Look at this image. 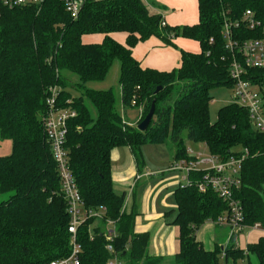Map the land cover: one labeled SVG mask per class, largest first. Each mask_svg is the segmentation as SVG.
<instances>
[{"label": "trees", "instance_id": "16d2710c", "mask_svg": "<svg viewBox=\"0 0 264 264\" xmlns=\"http://www.w3.org/2000/svg\"><path fill=\"white\" fill-rule=\"evenodd\" d=\"M247 10L259 23L254 28L248 24ZM163 21L161 14L150 13L144 0H84L77 18L67 10L65 0L14 7L0 2V138L13 144L10 154L0 156V198L11 193L0 199V264H44L71 250L67 198L40 117L55 85L59 106L77 111L68 120L65 147L84 204L106 210L93 238L94 218L78 230L81 264H107L111 256L106 248L107 219L115 222L113 245L126 264L160 261L149 255V233L135 231L138 209L126 211V195L114 188L112 151L121 146L130 147L140 168L148 143L170 141L175 161L195 159L186 138L205 143L222 160L249 151L235 193L243 203L245 222H259L264 228V132L253 126L247 108L236 101L220 108L216 122L210 119V89L233 86L232 63L236 58L243 62L237 46L233 51L227 48L226 25L240 46L264 38V0H199L198 23L167 26ZM118 31L128 33L125 44L111 35ZM90 33L105 37L101 43H84L83 35ZM152 36L168 44H174L172 38L177 36L192 38L199 41L201 51L182 50L180 66L171 71L146 68L132 49ZM117 60L120 102L112 88L87 85L105 80ZM244 68V78L264 98V67L244 64ZM133 98L142 105L137 108L138 124L155 105L145 131L124 120L123 109L132 106ZM204 174V170L191 172L192 183L175 190L178 209L173 223L180 227L176 264H223L222 260L237 261L249 253L264 264V236L246 249L238 245V235L224 249L206 250L197 240L195 233L202 223L217 220L228 210L213 188L199 189Z\"/></svg>", "mask_w": 264, "mask_h": 264}, {"label": "crops", "instance_id": "0c3cea01", "mask_svg": "<svg viewBox=\"0 0 264 264\" xmlns=\"http://www.w3.org/2000/svg\"><path fill=\"white\" fill-rule=\"evenodd\" d=\"M144 1L150 13L161 14L167 26L193 25L199 22V0ZM111 35L118 42L125 44L128 33L118 31ZM104 37V33L85 34L83 42L101 43ZM172 41L174 44H168L163 39L152 36L133 47V56L143 67L171 71L180 66L182 50L195 53L201 51L199 41L192 38L177 36L172 38ZM126 112L127 110L123 114L124 120L131 125H137L141 113L139 112L135 121H130ZM188 150L190 152L189 147ZM190 154L195 155L191 152ZM171 160L170 163L175 162L174 152L171 153L170 160H163L159 164L145 159V165L140 168L129 146L116 147L112 151L114 188L116 190L120 187L126 195L124 204L126 211L130 212L135 207L138 209L135 231L149 233L148 252L151 257L160 258L158 264H176L175 256L180 251V227L173 221L177 217L178 209L175 190L180 183L185 182L183 178L185 171L172 170L171 166L168 168V162ZM175 172H178L180 177ZM157 176H161L160 179ZM217 220H207L196 230V238L202 242L206 250H213L216 246L224 249L231 240V227ZM248 229L250 230L248 238L241 233L237 237V243L242 249H246L248 244L257 242L261 236H264V229ZM226 263L258 264V260L254 254L249 253L244 258L237 261L230 259Z\"/></svg>", "mask_w": 264, "mask_h": 264}, {"label": "built area", "instance_id": "2783aa9c", "mask_svg": "<svg viewBox=\"0 0 264 264\" xmlns=\"http://www.w3.org/2000/svg\"><path fill=\"white\" fill-rule=\"evenodd\" d=\"M44 0H0L1 4L9 7L23 6L27 4H40ZM84 0H65L67 10L71 12L73 17L79 16L83 7ZM246 16L248 24L254 28L259 23L252 18L251 10H247ZM163 25L166 22L163 21ZM229 26L226 25L225 36L227 38V48L232 51L237 46L242 53L243 62L237 58L233 61L230 74L234 79V99L243 105L249 111L250 119L253 126L264 132V98L261 90L250 80L244 78V64L249 67H264V38H255L246 41L243 45L237 44L232 40L229 33ZM59 88L57 85L51 86L47 95L46 109L42 113L41 118L45 125L48 140L51 144L54 159L58 166L59 176L63 191L67 198L68 211L70 214L69 232L71 234V250L64 257L53 259L44 264H81L82 245L78 239V230L87 220L94 218L101 221L105 219L106 210L104 207L87 208L84 204L82 195L76 183L73 172L69 164V151L65 147L68 133V120L77 115V111L71 107L59 106ZM132 104H136V98H133ZM249 154L245 151L239 156H232L227 160H222L219 156L211 154V157L204 158L203 154H197L194 160H178L173 163V170H184L183 176L186 184L192 183L190 174L193 171L204 170L203 180L198 184L200 190L207 187L213 188L222 199L227 202L228 210L218 218V222L228 224L231 227L232 236L239 235L248 228L264 229L261 223L256 222L249 225L245 222V214L243 203L236 196L235 189L239 187L238 174L243 159ZM204 163L212 166L208 169H198ZM108 225L112 226V230L108 229ZM90 235L93 238V231L90 229ZM115 222L107 219V228L105 232L108 241L106 248L110 252L107 264H126V262L115 251L113 240L115 238ZM225 253L222 254L224 258Z\"/></svg>", "mask_w": 264, "mask_h": 264}, {"label": "rangeland", "instance_id": "374dc122", "mask_svg": "<svg viewBox=\"0 0 264 264\" xmlns=\"http://www.w3.org/2000/svg\"><path fill=\"white\" fill-rule=\"evenodd\" d=\"M43 3V2H42ZM75 18V17H74ZM119 75H120V62L117 60L110 72L108 73L107 77L103 81H95V82H89L87 85L92 88L96 89H109L112 88L116 94L117 101L120 102V95H121V87L119 84ZM70 79H74L73 76H69ZM76 80L78 79L77 76ZM78 81V80H77ZM71 92L74 95H80V91L77 90L76 88H69ZM210 94L213 97L211 103H210V119L212 122H216L218 119V113L220 108L223 106L232 103L235 101L234 99V89L233 86H227V85H222V86H215L210 89ZM136 105V104H135ZM132 104V106L126 107L123 109V112L127 110L126 116L130 121H135L136 118L138 117L139 110L137 108L141 106H135ZM135 106V107H134ZM121 108L122 111V106L119 103V109ZM142 108V107H141ZM141 112V111H140ZM41 117V115H40ZM186 144L190 149V152L195 154H203L204 158H209L211 157V153L205 143H196L193 141L188 140L187 138ZM12 141L9 139H2L0 138V156H5L11 153L12 151ZM173 152L172 148V143L170 141L165 142V143H148L143 146V153L145 156V159H149L152 163L154 164H159L163 160H170L171 159V153ZM194 155V156H195ZM123 159V158H122ZM169 161L168 163V168L173 166V163ZM176 162V161H175ZM172 164V165H171ZM212 165L209 163H204L201 166H198V169H208ZM173 170V169H172ZM176 173V172H175ZM177 176L180 177V174L177 172ZM162 176V175H161ZM161 176H157L158 179H160ZM147 181V180H146ZM144 182V180H143ZM180 184H186V182H182ZM141 188L143 187V184L140 186ZM118 192L123 193L120 187L116 189ZM129 192V190H127ZM11 193H6L4 194L0 199H6L9 197ZM101 221L94 220V225L92 226V231L93 234L95 233V229L97 226H99V223ZM108 229L112 230V226L108 225ZM249 229H245L244 231L241 232V235L243 234L246 238L249 237ZM222 263L224 264L225 261L222 260ZM227 264V263H226ZM232 264V263H230Z\"/></svg>", "mask_w": 264, "mask_h": 264}, {"label": "water", "instance_id": "95a60500", "mask_svg": "<svg viewBox=\"0 0 264 264\" xmlns=\"http://www.w3.org/2000/svg\"><path fill=\"white\" fill-rule=\"evenodd\" d=\"M161 86L158 87L157 92L159 90H161ZM155 114V105L153 104L150 111L148 112V114L146 115V117L138 124V128L141 131H145L147 129V127L149 126L150 122L152 121L153 117Z\"/></svg>", "mask_w": 264, "mask_h": 264}]
</instances>
